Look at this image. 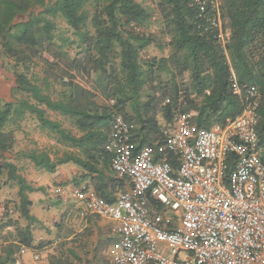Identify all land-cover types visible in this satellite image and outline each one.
Returning a JSON list of instances; mask_svg holds the SVG:
<instances>
[{
  "label": "trees",
  "instance_id": "obj_1",
  "mask_svg": "<svg viewBox=\"0 0 264 264\" xmlns=\"http://www.w3.org/2000/svg\"><path fill=\"white\" fill-rule=\"evenodd\" d=\"M157 8L170 35V53L142 61L141 53L156 45V40L140 30L146 28L149 15L135 0H0V55L9 61L18 95L0 106V153L14 146L7 126L31 116L41 130L70 151L57 160L45 152L22 156L47 173H53L57 165H75L81 171L76 185L88 181L99 198L113 203L129 188L125 179L112 172L106 152L117 115L133 125V154L148 151L153 161L165 159L175 168V153L164 139L178 120L186 119L196 131L222 127L241 113L243 92L250 89L259 94L257 135L258 148L263 150L264 0H218L217 11L206 6L202 16L190 0H157ZM217 14L219 24L213 26L210 20ZM58 19L78 39V53L86 58L87 73L95 90L110 102L107 106L84 101L83 88L60 69L55 59L66 52L55 44ZM42 67L46 68L42 74L31 73ZM162 75L165 81L159 80ZM52 82H59L61 90L56 92ZM144 89L148 93L142 100ZM47 112L71 121L79 135L51 121ZM3 171L8 181L18 185L19 212L28 224L17 230L15 242H0V264H22L21 248L42 247L33 246L31 225L37 220L30 214L28 198L40 188L27 184L11 163L0 166V175ZM141 204L155 214L164 212L149 195ZM2 230L0 223V238ZM62 257L51 256L49 264H64Z\"/></svg>",
  "mask_w": 264,
  "mask_h": 264
},
{
  "label": "built area",
  "instance_id": "obj_2",
  "mask_svg": "<svg viewBox=\"0 0 264 264\" xmlns=\"http://www.w3.org/2000/svg\"><path fill=\"white\" fill-rule=\"evenodd\" d=\"M190 2L200 16L206 6L217 11L218 0ZM218 17L211 18L213 26L219 24ZM258 96L253 89L243 92L241 113L222 127L196 131L179 119L164 139L175 153V168L165 159L153 161L148 151L133 154V125L121 115L114 118L106 152L112 172L129 188L113 203L85 188L72 194L81 204V217L114 223L118 243L109 250L112 264H264ZM146 195L162 205V214L141 204ZM166 211L177 216L167 217ZM24 252L21 248L20 254Z\"/></svg>",
  "mask_w": 264,
  "mask_h": 264
},
{
  "label": "rangeland",
  "instance_id": "obj_3",
  "mask_svg": "<svg viewBox=\"0 0 264 264\" xmlns=\"http://www.w3.org/2000/svg\"><path fill=\"white\" fill-rule=\"evenodd\" d=\"M135 1L149 15L146 28L140 30L151 33L156 40V45L149 46L141 53V60L147 61L152 58L159 59L168 56L170 53L168 46L170 35L160 18L157 0ZM55 22V44L58 48L62 47L63 52H66V56H59V59H55L60 63V69L67 70L74 78V82L83 88L84 101H93L99 106H107L110 102L95 90L92 79L87 73L88 63L86 58H84L82 53H78V39L71 33L61 19ZM64 40H66L65 43H63ZM70 42H75V45H71ZM56 51L57 48L55 47ZM8 62L7 59L0 55V106L5 103H11L15 98H18V95L14 93L15 78ZM115 62L118 63L117 58H115ZM42 69L46 70L44 67L35 70L31 69V73L39 74L40 72L42 74ZM56 72V76H61L60 72ZM233 78L235 79L234 74ZM166 79L167 77L162 75L159 80L165 81ZM159 80L155 81V84ZM52 84L56 92L61 90L59 82H52ZM150 84L152 83H149L147 87H150ZM146 93L148 91L144 89L142 92V100H144ZM47 117L51 121L62 124L63 128L72 135H79L73 123L68 119L61 118L51 112H47ZM6 130L13 134L15 142L9 152L0 153V166L4 163L13 164L16 167L18 176L22 177L31 187L40 188V191L28 194V198H33L35 202L34 207L30 209L31 214L36 213L39 216L43 214L44 216L42 222H35L31 225L33 246H51L64 233L66 234L62 229L68 227L63 225L61 214L64 210L70 212L75 204L70 203V199L64 201V196L69 198L75 191L82 189V187L75 183V179L79 177L81 171L72 164L71 166L73 167L57 165L53 173H47L43 169L34 166L28 158L22 156V154L31 152H45L52 160H57L70 151L68 147L58 142L54 136L41 130L36 120L31 116L26 115L15 124H9ZM260 154H264V149L260 150ZM0 185L2 187L0 190V223L3 226L0 242L4 239L8 242H15L17 240V230L24 229L28 223L19 212L18 185L14 181L7 180L6 171H3L0 175ZM165 216L175 217L177 213L166 211ZM66 245L68 243L62 242L55 253L56 257L63 256L62 261L64 264H111L107 258L104 259L101 253L96 259H91L92 256L90 253L87 252L85 254L78 251L80 247L75 248L73 246L71 249H68L65 247ZM34 255L38 256V260L34 259ZM45 255H47V252L43 251L42 258L40 259L38 252L36 253L34 249H25L24 254H18V257L21 256L23 261L30 259L32 264H42V260L46 258Z\"/></svg>",
  "mask_w": 264,
  "mask_h": 264
},
{
  "label": "crops",
  "instance_id": "obj_4",
  "mask_svg": "<svg viewBox=\"0 0 264 264\" xmlns=\"http://www.w3.org/2000/svg\"><path fill=\"white\" fill-rule=\"evenodd\" d=\"M71 165L72 164H66L63 166L73 167ZM76 182L78 183V178L75 179V183ZM79 186L82 188L86 187L88 190H92L88 181L80 183ZM66 199H70V203L75 204V206L73 205V209L70 210V212L64 210L61 214V221L63 225L68 227L62 229L63 232H66V234L64 233V235L61 236L60 239L58 238L51 246H43L42 248L35 250L36 253L38 252L40 259L42 258V252H47V255H45L46 258L42 260V264H49L50 257L55 256V253L62 242L68 243V245L65 246L68 249H71L73 246L75 248L80 247L78 251L85 254L87 252L90 253L92 256L91 259H96V257L101 253L103 254L104 259L107 258V260L111 263L109 250L118 243V235L115 230L114 223L107 218L93 215L81 217L79 214L81 210V204L76 201L72 195L69 198L64 196V201ZM29 200L32 203L31 208H33L35 202L31 197ZM31 215L37 220V222H42L44 220L43 214H40V216L36 213ZM19 260L22 264H32L30 259L23 261L21 256L19 257Z\"/></svg>",
  "mask_w": 264,
  "mask_h": 264
}]
</instances>
